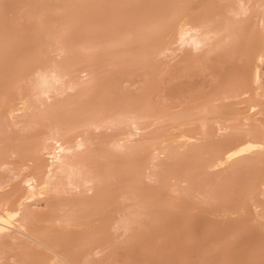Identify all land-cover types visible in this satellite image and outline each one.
<instances>
[{"label": "bare ground", "instance_id": "bare-ground-1", "mask_svg": "<svg viewBox=\"0 0 264 264\" xmlns=\"http://www.w3.org/2000/svg\"><path fill=\"white\" fill-rule=\"evenodd\" d=\"M2 1L0 264H103L109 243L169 227V208L190 231L189 207L264 194V0H82L91 13L112 2L123 30L105 20L106 38L75 59V27L59 23L83 12L51 19L73 0H19L13 15L30 8L18 19L35 30ZM32 41L30 58L9 59ZM102 48V65L80 61ZM48 51L58 58L46 63ZM38 65L46 76L32 80Z\"/></svg>", "mask_w": 264, "mask_h": 264}, {"label": "rangeland", "instance_id": "rangeland-1", "mask_svg": "<svg viewBox=\"0 0 264 264\" xmlns=\"http://www.w3.org/2000/svg\"><path fill=\"white\" fill-rule=\"evenodd\" d=\"M18 1L19 0H3L2 2L4 4H6V6L8 8L6 10L7 11L6 17L10 18V17L14 16L15 18H13V19H15V21H17V22L20 21V23H21L20 25L22 26L24 24V22L22 21L23 19H18V18L19 17L21 18L22 16H24L26 10L28 12L30 10V12H31V9L30 8L29 9L28 8L20 9V10H17L18 12L16 11L15 15H13L11 8H12V6L16 5L18 3ZM62 1H64V0H62ZM76 1L77 0H73V2H68L70 7L67 6L66 2L61 3L62 6L60 3H58V1L55 3L53 2L54 5H57L56 6L57 11H56V9H54V10H52L54 14L51 12V15L53 14V16H54L53 18H51L52 21L56 20V19L58 20V18H55V15L58 13V10L60 11L61 9H62V11H65V10L71 11V12L65 11L66 13H75V11L83 12L84 17H83V15L81 16L83 19H81L79 17L80 21L77 20L78 21V23L76 22L77 25L73 24L74 20L72 21V18L71 19L65 18L64 20L60 21V23H59V24L64 23L65 20H67L64 24V26H66L67 25L66 23H68V21H71L72 25L69 22L68 27L71 26V30L75 29L74 32H76V33H74V34L72 33L74 35V37H72L73 35L72 36L70 35L71 32H73V31H71L68 34V37H70L69 38L70 40L69 39L68 40H69V42L71 41L70 44L73 41V43H74L73 45H75V46L70 45L73 47L72 48V50H73L72 59H75L77 57V54L80 51L79 50L80 46H83L82 44H85L84 46H86L87 43H90V44L94 43L95 44V42L98 43L99 40H103L102 38L104 36L106 38L105 32H106V30H109V29L105 30L104 27L106 28L108 24L110 25V23L115 20L113 17H115V15H116V12L112 11L110 9V8H112V7H110L112 5V2H110V4L106 3L107 5L101 3L100 1L97 2V5H98V6H96L97 10L95 11V13L94 12L91 13L88 10V8L87 9H85V7L82 8V6L80 5L82 0L81 1L78 0L79 3H74ZM219 1H217V0L210 1L209 2L210 4L207 5L208 10L217 8L219 5L221 6V8H223L225 5V2L223 3L224 4L223 5L222 2H219ZM64 3H66V4H64ZM70 4H73V5H70ZM233 4H234V2H233ZM103 5H105L104 8H103ZM216 5H218V6H216ZM63 6H65L67 9ZM73 7H76L77 10L74 9ZM71 8L74 9V10L72 9L74 12H72ZM218 8H220V7H218ZM35 9L38 11L37 7H35ZM35 9H33V10L35 11ZM104 9L106 10L107 13L105 12ZM108 9L110 12H108ZM33 10H32V12H34ZM102 11L104 13H106L107 15L106 14L103 15ZM65 12H60V13L66 14ZM112 12L115 13V15L113 14L114 15L113 17L111 16ZM46 13H48V12L46 11L44 14L47 15ZM60 13L58 14L59 18L61 16ZM96 13H97V15H96ZM108 13H109V15H108ZM93 14H95V15L92 16ZM99 14H100V16H99ZM58 15H56V17H58ZM85 15H86V17H85ZM104 16L106 17V19L103 18ZM115 18H117V17H115ZM105 20L106 21L109 20L108 21L109 23L107 24V22H106L104 24L103 22H105ZM80 22H81V24H79ZM31 23H33V21H31ZM31 23L30 22L25 23L24 25H26V27H24V28L28 27L30 30H35V28H37V27H38L37 29L41 28V26H39L36 23V21H35V26H34V23L33 24H31ZM113 23H115V22H113ZM113 23L110 25L111 27H109V28L114 27L115 29L112 28V30H123V28L121 26H117L118 25L117 21H116V23H117L116 25ZM59 24L57 23L56 25H58L60 27ZM36 25H38V26H36ZM56 25H55V27L50 25L51 29H49V25H47L48 27L42 26L41 30H43V28H44V30L45 29L46 30H57L58 26H56ZM89 25H91L92 27ZM113 25H115V26H113ZM32 26H33V28L34 27L35 28L33 29ZM72 26L75 28L72 29ZM88 27H90V28H88ZM66 28H67V26H66ZM60 29L61 28H59V30ZM69 29H70V27H69ZM69 29H67V30H69ZM10 39H11V37H9L6 40V42L8 43ZM87 46H89V45H87ZM38 47H39V41H36V42L32 41L31 45L28 48L20 50L17 53H13V52L8 53L6 51V54L8 53L7 56L11 60H17L20 58H22L24 60V59L30 58V53H35L36 51H38ZM116 52H117V50H116ZM109 53H110L109 50H106L103 48L98 49L97 51L95 50V53L94 52L89 53V54L87 53V55H84L86 53L82 54L81 56H83V57H81L80 61L83 63L88 62V61H90V62L93 61L92 62L93 64L95 63L98 66H100V64L102 62H104V63L106 62V61H104L106 58L109 57V59H110ZM57 58L58 57H57L56 52H51V51H48L43 56V59L47 61L46 63H49L53 60H56ZM29 71L30 70H28V72ZM102 72H105V71H102ZM198 80H199V78L196 79V81H198ZM232 147H234V145ZM237 195L239 196V198L234 199L232 196L230 198V200H228L226 205L216 206L217 208H215V206L212 209L207 208V209H203V210L196 208V211H195L194 208L189 207L190 209L194 210V212H193V210H191V212L194 213V214L191 213V216L194 215V219H196L195 220L196 222H195L194 219L191 217V223L190 224L192 226L189 228L190 231H186V228H185L186 226L184 225V217L181 216L183 214L180 215V211L177 209L171 208V210L169 211V209H170L169 208L168 209V216L169 217H168V225H167V226H169V224H170L169 227H166L163 224H157L158 227L155 224L150 225V226L144 225L137 230V232L135 233L136 237H133V239H129V240L124 239L122 241H118L117 243H119V244L112 243L113 244L112 245L111 243H109L108 247H110V248H108L106 253H105L106 259H105L103 264H206L207 260H208L207 264H246V263L248 264L249 262H251L250 264H261V262L264 261V257H262V258L260 257V256L264 255V254L260 255L261 250L263 251V249H264L263 248L264 247L263 246L264 245V216H260L259 211L264 209V194L256 193L255 198L254 199L252 198V200H248L249 198H248L247 194L239 193ZM214 208L217 209V211L222 212V215L217 216V212L215 211ZM212 211H214V212H212ZM169 213H170V215H169ZM195 213L197 216H195ZM171 217H172V219H171ZM169 219H171L172 221H170ZM226 221L228 222L229 225L226 223ZM172 222H174V225ZM220 222L221 223L223 222V223L221 224ZM232 222H235V223L233 224ZM171 224H172V226H171ZM218 224L221 226H219ZM224 224H226V225H224ZM222 225L226 226V228L222 227ZM151 226H153V227H151ZM211 226H213V227H211ZM229 226H231V228ZM159 227H161L162 229ZM209 227H211L213 229H211ZM219 227H221L220 228V231L222 230L221 233L220 232L218 233ZM216 229H218V230L216 231ZM230 230L235 231V233L232 236L229 234ZM159 231H163L162 233L160 232V234L166 233V235L163 234L164 237L162 238L161 235L158 234ZM211 231H214V232H211ZM259 245H262L263 249H261V248L258 249ZM111 246H114V247H111ZM117 247H118V249H117ZM171 248H172V250H170ZM110 249H111V251H110ZM112 249H113V251H112ZM256 249L259 250V252H257V251L255 252L258 254L253 253ZM108 250L110 251L109 253L111 255H112L111 252H113V253L116 252L117 254L115 253V254H113L114 256L113 255L111 256L108 253ZM171 251H173V252L175 251V252L173 253ZM251 251H252V253H251ZM168 252H171L173 255L170 256V254H168ZM168 255H169V257H168ZM258 255H259V257L257 258ZM256 258L258 260H256ZM250 259H252V260H250ZM170 260H171V262H170ZM204 260H206L205 263L203 262ZM210 260H211V262H210ZM246 261H248V262H246Z\"/></svg>", "mask_w": 264, "mask_h": 264}, {"label": "snow or ice", "instance_id": "snow-or-ice-1", "mask_svg": "<svg viewBox=\"0 0 264 264\" xmlns=\"http://www.w3.org/2000/svg\"><path fill=\"white\" fill-rule=\"evenodd\" d=\"M29 76L32 80L41 79L46 76V69L38 65L30 70ZM261 264H264V261H262Z\"/></svg>", "mask_w": 264, "mask_h": 264}]
</instances>
